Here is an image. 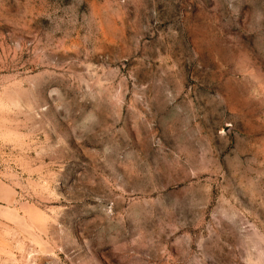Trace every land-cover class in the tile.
<instances>
[{
  "label": "rangeland",
  "instance_id": "obj_1",
  "mask_svg": "<svg viewBox=\"0 0 264 264\" xmlns=\"http://www.w3.org/2000/svg\"><path fill=\"white\" fill-rule=\"evenodd\" d=\"M0 264H264V0H0Z\"/></svg>",
  "mask_w": 264,
  "mask_h": 264
}]
</instances>
